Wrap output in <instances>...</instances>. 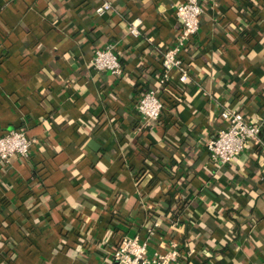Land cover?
Returning a JSON list of instances; mask_svg holds the SVG:
<instances>
[{
	"label": "crops",
	"instance_id": "0c3cea01",
	"mask_svg": "<svg viewBox=\"0 0 264 264\" xmlns=\"http://www.w3.org/2000/svg\"><path fill=\"white\" fill-rule=\"evenodd\" d=\"M0 0V135L21 127L27 158L0 163V264H110L123 235L171 264H264V137L218 165L204 146L233 108L264 136V0H198V31L170 71L154 124L135 112L158 85L184 0ZM142 20L139 37L127 24ZM113 43L122 74L96 72Z\"/></svg>",
	"mask_w": 264,
	"mask_h": 264
},
{
	"label": "built area",
	"instance_id": "2783aa9c",
	"mask_svg": "<svg viewBox=\"0 0 264 264\" xmlns=\"http://www.w3.org/2000/svg\"><path fill=\"white\" fill-rule=\"evenodd\" d=\"M113 5L109 0H103L95 7L98 15L112 11ZM203 7L198 0H184L175 6V16L179 28L175 33L173 45L162 52V74L158 77V85L144 90L135 102V112L144 125H152L162 115L164 103L161 93L168 86L171 78L170 71L176 72L179 84L188 79V67L180 56L188 41L198 31ZM142 31V20L134 18L127 24V34L139 37ZM89 66L96 72H109L114 76L122 74L120 57L113 43H107L94 50ZM223 125L205 142L204 146L209 157L225 165L239 156L249 145L261 144V125L247 119L244 114L233 108L220 111ZM32 147V139L21 127L8 129L0 135V163H6L12 156L27 158ZM149 229L147 237L139 238L137 235H123L112 252L110 264H171L181 257L178 244L174 241L168 243L165 251L148 254V236L153 234Z\"/></svg>",
	"mask_w": 264,
	"mask_h": 264
},
{
	"label": "trees",
	"instance_id": "16d2710c",
	"mask_svg": "<svg viewBox=\"0 0 264 264\" xmlns=\"http://www.w3.org/2000/svg\"><path fill=\"white\" fill-rule=\"evenodd\" d=\"M260 137L263 139V129H261V131H260Z\"/></svg>",
	"mask_w": 264,
	"mask_h": 264
}]
</instances>
